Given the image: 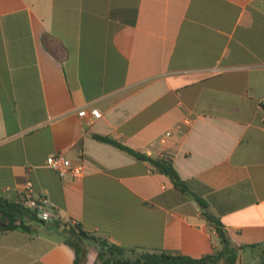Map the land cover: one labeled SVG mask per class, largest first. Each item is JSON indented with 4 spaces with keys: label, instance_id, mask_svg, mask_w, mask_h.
<instances>
[{
    "label": "crops",
    "instance_id": "0c3cea01",
    "mask_svg": "<svg viewBox=\"0 0 264 264\" xmlns=\"http://www.w3.org/2000/svg\"><path fill=\"white\" fill-rule=\"evenodd\" d=\"M263 103L264 0H0V196L20 203L31 183L55 215L0 231V264H74L69 223L201 259L221 249L205 212L234 246L264 244ZM94 135L165 153L191 195ZM60 153L85 175L49 167Z\"/></svg>",
    "mask_w": 264,
    "mask_h": 264
},
{
    "label": "trees",
    "instance_id": "16d2710c",
    "mask_svg": "<svg viewBox=\"0 0 264 264\" xmlns=\"http://www.w3.org/2000/svg\"><path fill=\"white\" fill-rule=\"evenodd\" d=\"M264 111V103L261 105ZM102 143L109 144L131 156L148 162L151 167L170 178L175 188L186 195H191L188 184L184 181L173 165L171 157H151L143 154L117 140L107 136L94 135ZM195 200L205 208L206 204L199 196ZM209 223L216 229L221 249L201 259L182 255H171L165 252H149L144 250L126 249L106 238L85 231L77 224H63L65 228L64 241L74 248L76 260L74 264H83L88 254V244L94 245L97 258L94 264H217L224 260L227 264H241V253L246 248H263L264 244L249 247H236L230 241L223 223L219 218L208 212L204 213ZM46 223L38 212L24 205L23 202L12 203L0 196V231L23 230L31 232L34 224Z\"/></svg>",
    "mask_w": 264,
    "mask_h": 264
},
{
    "label": "built area",
    "instance_id": "2783aa9c",
    "mask_svg": "<svg viewBox=\"0 0 264 264\" xmlns=\"http://www.w3.org/2000/svg\"><path fill=\"white\" fill-rule=\"evenodd\" d=\"M79 115L81 117H85L87 116V111H81ZM90 115L94 119L101 118V112L98 109H93L90 112ZM185 123L189 124L190 122L186 121ZM172 135L173 131H168L165 134V139L171 137ZM159 157H167V155L163 153ZM47 164L49 167L58 172L62 178L72 176L76 179H79L82 178L86 173L84 164H74L63 153L51 156L48 159ZM21 202H23L26 207L37 211L40 218L45 222L53 219L55 216L51 201L46 196L35 197L31 183H27L25 189L23 190Z\"/></svg>",
    "mask_w": 264,
    "mask_h": 264
}]
</instances>
